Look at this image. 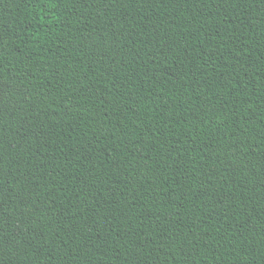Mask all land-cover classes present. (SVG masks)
I'll return each mask as SVG.
<instances>
[{
    "label": "trees",
    "instance_id": "1",
    "mask_svg": "<svg viewBox=\"0 0 264 264\" xmlns=\"http://www.w3.org/2000/svg\"><path fill=\"white\" fill-rule=\"evenodd\" d=\"M0 264H264V0H0Z\"/></svg>",
    "mask_w": 264,
    "mask_h": 264
}]
</instances>
